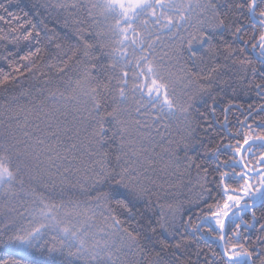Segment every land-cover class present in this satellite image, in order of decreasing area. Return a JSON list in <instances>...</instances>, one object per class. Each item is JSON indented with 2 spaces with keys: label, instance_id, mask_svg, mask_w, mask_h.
<instances>
[{
  "label": "snow or ice",
  "instance_id": "1",
  "mask_svg": "<svg viewBox=\"0 0 264 264\" xmlns=\"http://www.w3.org/2000/svg\"><path fill=\"white\" fill-rule=\"evenodd\" d=\"M33 8L38 10L36 15L47 13L54 16V24L63 23L74 29L64 37L72 55L45 53L58 61L46 65L49 73L55 69L61 77L66 74L69 61L81 45L86 57L89 50L99 54L90 57L74 87L67 92L59 91L58 86L53 90L51 78H46L43 84L26 86L16 80L11 90L7 85L15 77L5 75L0 79V88L9 92L7 97L0 96L2 104L16 112L31 106L37 110V120L46 125L41 129L37 123L32 132L23 131L22 138L10 130L11 125L0 134V207L3 209L0 239L7 237L18 257L0 259V264L22 261L24 264H199V258L204 255L201 251L194 253L193 261L187 245L181 252V242L174 245L170 242L179 233L178 209L173 211L169 204L166 212L165 205L160 203L164 186L153 178L156 161L152 153L155 145L167 143L170 147L165 149L166 153L179 158L178 153L183 151L191 166L188 151L203 143L199 133L204 127L201 124L204 115L200 111V105L206 104L204 98L215 105L225 89L235 91L238 86L253 84L256 77L262 81L255 84L258 95L264 93V0H88L87 4L80 0H38ZM97 9L105 22H114L104 32L91 30L100 24ZM149 20L153 24L165 21L164 29L172 34L174 41H180L173 57L177 64L184 62L182 77L177 78L169 64L155 58L154 41L149 42L152 33L148 31L147 37L144 35ZM137 21L142 23L137 26ZM41 23L43 27L39 30L32 25L24 39L31 37L39 45L40 31L45 37L49 33L55 36L54 27L49 28L43 20ZM181 30L186 35H181ZM73 38L76 44L71 43ZM98 38H113L116 46L89 43ZM159 39L156 35L155 41ZM48 43L52 44L53 40L49 38ZM55 47L61 49L62 45ZM40 52L37 47L35 52L21 57L30 61L28 71L33 78L40 70L39 61L43 60ZM253 53L258 67L249 59ZM33 56L37 59L31 60ZM42 75L48 77V73ZM178 82L184 85L179 93ZM68 115L72 116L71 124L67 123ZM16 120L17 127L27 126V122L23 126L19 124L18 116ZM173 129L178 140L173 139ZM65 141L70 142L65 152L82 150L81 155H87L92 162V170L99 178L97 183L106 186L103 202L98 196L94 206L82 207L71 200L65 203L61 194V202L57 204L52 194L45 196L36 188L24 187L23 176L43 163L41 156L50 168H56V174L62 175L57 161L68 158L61 156L57 148ZM257 143L264 147V136L245 137L232 156L241 153L242 148L244 153L252 155ZM111 145L117 148L114 166L109 163V152L104 150ZM213 156L218 158V150ZM93 157L99 158L93 160ZM258 163L264 166V154ZM220 168L241 171L230 174ZM245 168L242 155L239 160L219 163L213 170L219 172L220 194L226 199L222 209L218 202L217 211H212L210 206L211 217H203L202 223L214 218L220 240H225L231 227L227 221L235 223L242 211H251L256 221L254 207L257 204L264 207V173L255 167L247 171ZM70 171L64 168V173ZM204 172L203 179L207 182L209 173L207 169ZM250 174L259 183L253 192L249 191L253 187L249 183ZM234 179L243 182L239 190L226 183ZM215 183L213 179L212 184ZM201 190V196L206 193L212 198V187L201 184ZM238 191H243L247 199L239 196ZM97 216L102 218L103 226L96 224ZM199 227L196 226V231ZM260 231L264 232V224ZM236 236V243L228 246L226 242L220 253H212L204 264H264V236H257L252 244L240 243L238 232ZM37 250L47 253L50 259H32ZM182 255L188 256L186 261L181 260Z\"/></svg>",
  "mask_w": 264,
  "mask_h": 264
},
{
  "label": "trees",
  "instance_id": "2",
  "mask_svg": "<svg viewBox=\"0 0 264 264\" xmlns=\"http://www.w3.org/2000/svg\"><path fill=\"white\" fill-rule=\"evenodd\" d=\"M37 2L38 0H0V5L3 6L0 7V16L4 17L3 20H0V79H3L5 75L15 77L7 85L8 89L11 90L16 86V80L23 82L26 86L30 83L43 84L46 78H51L53 90H56L58 86L59 91H70L90 57L99 53L89 50V56L86 57L84 55V48L81 45L75 51L74 59L69 61V68L66 70V74L61 77L56 73L55 69L49 73L46 65L56 64L58 61L50 59L45 53H51L55 56L59 53L68 52V55H72V52L68 51L64 37L71 35L74 29L72 27H65L63 23L54 24V16L50 17L47 13L36 15L35 13L38 10L34 9L33 5ZM80 2L87 4L88 0H80ZM5 8L7 12L4 11ZM99 11V9L95 10L96 18L100 21V24L92 26L91 30L94 32H104L114 23L112 21L105 22L103 17L99 15ZM9 13L12 15H9ZM80 14L83 18V10H81ZM144 18L147 19V17ZM42 20L48 24L49 28H55V36L49 33V37H45L44 32L40 31L41 44H36V41L31 37L25 40L24 36L31 30L32 25H36L37 30L43 27ZM141 23L142 21H137V26ZM164 23L165 21L162 20L160 24H153L149 20L148 28L144 35L147 37L148 31L152 33L149 42L154 41L155 58L164 64H169L175 76L180 78L184 75L182 71L184 62L177 64L173 57V52L179 46L180 41H174L171 38L172 34L164 29ZM13 29H16V31H13ZM129 35L131 36V33ZM156 35L160 36L159 41H155ZM181 35H186V33L181 30ZM33 36H35V31H33ZM49 38L53 40L52 44L48 43ZM71 43L76 44L75 38L71 40ZM89 43L93 45L108 43L113 47L116 46L113 38H98L97 40H90ZM55 44H61L62 48L56 49ZM37 47L41 49L40 56L43 57V60L39 61V71L33 69V71H36V75L33 78L28 71L31 67L30 61L21 59V57L26 56L30 51L35 52ZM170 58L171 63H169ZM36 59L37 57L35 56L31 57V60ZM249 59L252 60L254 66L258 67L254 53L249 56ZM188 67H190V62H188ZM17 68L19 71H16ZM42 73H48V77H45ZM261 82L260 78L256 77L253 84L238 86L235 91L230 88L225 89L217 97L215 105L207 97L204 98L206 104L202 103L200 105V111L204 115V120L201 121V124L204 127L199 133L203 143L196 145L188 151L187 156L191 158V166H189L190 161L185 158L183 151L178 153L179 158H177L171 152H165V149L170 147L167 143L154 146L155 152L152 155L156 163L154 165L155 172L153 178L156 179L158 184H163L164 186V193L161 194L160 203L165 205L164 210L166 212L169 211L167 207L169 204L172 205L173 211L178 209L177 226L179 227V233L170 242L173 245L181 242V252L185 251V245H187L188 254L191 255L193 261L196 260L194 253L201 251L204 255L199 258V264H204V260L209 259L212 253L219 254L221 251L219 228L212 219L206 223H202L203 217H211L209 207L211 206L212 211H217V202L222 207L226 199V197L220 194L219 172L213 170L219 163L224 161L239 160V155L237 154L233 157L232 152H234L238 144L243 145L245 137L256 138L264 136V110H262L264 108V93L258 95V90L255 88V84ZM183 87L184 85L178 82L176 85L177 92H181ZM217 91L219 90L217 89ZM8 95V91L0 88V96L7 97ZM36 111L31 106H27L25 111L16 112L9 110L0 101V134H3L5 128L9 127V125H11L10 130L21 138L23 131L32 132L37 123L40 124L41 129H45L46 125L37 120ZM17 116L20 125L23 126L27 122L25 128L17 127ZM60 119L63 120L64 117H60ZM67 123H72L71 115H68ZM81 135L83 136L84 133L82 132ZM173 139H179V136L175 134V129H173ZM157 140H159V137H157ZM69 143L65 141V143L59 145L57 148L61 156L68 158L62 162L57 161L60 165L59 172L62 175L56 174V168H50L46 158L41 156L43 163L39 167L34 166L30 172L23 176L25 181L24 187L26 189L36 188L38 192H42L45 196L52 194V200L57 204L61 202V194H63L65 203L71 200L79 203L82 207L94 206L98 196L101 198V202H103L102 194L106 191V186L97 183L99 178L92 170V162L87 155H81L82 150L64 151ZM226 145H231L232 147L229 149ZM171 147L174 148L175 146L172 145ZM104 150L109 152V163L114 166L117 154L116 145L106 147ZM217 150L218 158L213 156V152ZM262 154H264V147H261L259 143L252 148V155L243 153L247 168L251 169L255 167L257 170L264 168V166L258 163ZM98 158L93 157L92 159ZM196 165H200V167L197 168ZM64 168H70L71 171L64 173ZM204 169H207L209 173L207 182L203 179L205 176ZM96 170L98 171V168ZM220 171H228L231 174L233 171L239 173L241 169L220 168ZM261 173H264V171ZM213 179H215V185L212 184ZM226 183L232 188L239 190L243 182L234 179L226 181ZM249 183L253 186L250 189L252 192L259 186L257 180L253 179L251 174L249 175ZM201 184H205L206 187H212V198L209 199L206 193L201 196ZM93 185H95V188ZM239 192L240 194L238 195L242 196L243 191ZM153 199L155 200V197ZM111 204L115 207V200H112ZM16 206L19 207L18 202ZM253 211L256 213V221H253L251 211H242L237 214L235 223L231 220L227 222L231 227L227 230L224 245L226 242L228 246L236 243L237 232L239 233V242L245 244L255 243L257 236H264V232L260 231V226L264 224V207L257 204ZM2 212L3 209L0 207V214ZM157 212H159V209H157ZM97 217L96 223L100 222ZM209 224H212L213 227L210 228ZM197 225L200 226L198 231H196ZM236 225H240V227L237 228ZM245 225H248V227H245ZM15 258L18 257L14 255L13 246L7 237L0 239V259ZM31 258L37 261H44L50 259V256L43 251L37 250ZM187 258V255L181 256V260L183 261H186ZM21 264H24V262L22 261Z\"/></svg>",
  "mask_w": 264,
  "mask_h": 264
},
{
  "label": "rangeland",
  "instance_id": "3",
  "mask_svg": "<svg viewBox=\"0 0 264 264\" xmlns=\"http://www.w3.org/2000/svg\"><path fill=\"white\" fill-rule=\"evenodd\" d=\"M239 155V154H238ZM249 169V168H248ZM259 187V186H258ZM249 191L250 192H252L250 189H249ZM242 198H244V199H247V197H245V194H244V192H243V195L241 196ZM244 202V200L242 199L241 200V203H243ZM221 209H222V207H221ZM99 220H100V222H98V223H96L98 226H103V220H102V218L101 217H97ZM212 220L214 221V218H212ZM217 226V225H216ZM218 227V226H217Z\"/></svg>",
  "mask_w": 264,
  "mask_h": 264
},
{
  "label": "water",
  "instance_id": "4",
  "mask_svg": "<svg viewBox=\"0 0 264 264\" xmlns=\"http://www.w3.org/2000/svg\"><path fill=\"white\" fill-rule=\"evenodd\" d=\"M245 146H246V145H245ZM245 146H244V147H245ZM243 152H244V151H243V148H242L241 153H239V159H240L241 156L243 155ZM247 170H248V168H245V171H247ZM257 171L262 172V171H264V168L259 169V170H257ZM237 194H240V192L238 191ZM234 210H235V209H233V211H234ZM227 222H228V221H227ZM227 222H226V223H227ZM224 241H225V240H221V246L224 245Z\"/></svg>",
  "mask_w": 264,
  "mask_h": 264
},
{
  "label": "bare ground",
  "instance_id": "5",
  "mask_svg": "<svg viewBox=\"0 0 264 264\" xmlns=\"http://www.w3.org/2000/svg\"><path fill=\"white\" fill-rule=\"evenodd\" d=\"M246 147V146H245ZM244 153V152H243Z\"/></svg>",
  "mask_w": 264,
  "mask_h": 264
}]
</instances>
